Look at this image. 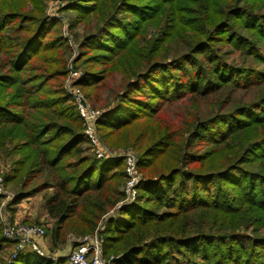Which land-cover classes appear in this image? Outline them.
<instances>
[{
    "label": "trees",
    "instance_id": "trees-1",
    "mask_svg": "<svg viewBox=\"0 0 264 264\" xmlns=\"http://www.w3.org/2000/svg\"><path fill=\"white\" fill-rule=\"evenodd\" d=\"M263 6L264 0L69 3L75 12L70 30L94 24L78 44L76 84L105 110L97 121L100 137L138 149L144 173L135 201L106 221L102 254L112 256V264H264V136L232 144L264 124V97L250 104L235 100L238 91L264 83V70L229 63L222 51L229 46L264 57L244 34L264 41ZM57 27L43 16L42 1L0 0V158L11 160L3 181L26 187L39 179L25 196L51 189L43 200L53 222L45 232L52 249L64 244L74 219L91 233L123 200L125 180L122 160L85 154L82 120L62 88L71 71L65 60L70 47ZM114 73L121 84L110 105L99 90ZM185 101H208L211 111L177 130L164 113ZM197 141L208 148L191 151ZM252 154L262 156L263 166L245 168ZM10 246L0 236V253ZM66 263L30 250L0 259Z\"/></svg>",
    "mask_w": 264,
    "mask_h": 264
},
{
    "label": "rangeland",
    "instance_id": "rangeland-1",
    "mask_svg": "<svg viewBox=\"0 0 264 264\" xmlns=\"http://www.w3.org/2000/svg\"><path fill=\"white\" fill-rule=\"evenodd\" d=\"M38 3L42 1V9H43V16H45L48 20L54 21L58 23V27L56 29V32L58 33V36H61L65 40V42L70 47V53L65 56L67 68L71 71L74 69V67L77 66V72L82 71L81 66L78 64H75L76 60L79 58V49L78 44L80 40L82 39V36L85 35L88 31L94 30V24L91 23V26L89 28H86L83 24H80L76 29L70 30L69 25L72 22V19L75 16V12L69 7L70 2H74L75 0H69L67 2H63L61 0H37ZM26 7L28 10L32 8L30 5V2H26ZM261 13H264V6L260 9ZM244 34L247 38V41L250 45L260 48V52L264 54V41L258 35H250L249 33L244 31ZM255 50V49H254ZM222 51L226 52L227 59L229 63H233L238 66H244V67H250L256 70H264V57L263 58H257L252 54L248 55H241L238 51H234L232 47L226 46L222 47ZM250 53V52H249ZM68 79L67 77L62 80V88L66 89V82ZM121 84V77L118 73H114L111 78H109L107 84L105 87L101 89L100 97L104 102L106 101L108 104H112L113 92H119V86ZM51 85L46 84V88L50 89ZM81 89V88H80ZM82 90V89H81ZM66 91V90H65ZM84 93V91H82ZM239 93L236 94L237 101L243 102V103H251L256 101L259 98L264 97V83L261 85H257L256 87L252 88L251 90H244V91H238ZM234 95V94H233ZM89 106L95 110L105 111L103 108H100L99 106H95V102L88 99ZM73 105V102H72ZM231 105H229L230 107ZM227 107V108H229ZM210 104L208 101L199 102L196 105L189 104L187 101L185 102H178L170 106L166 112L164 113V116L166 117L168 122H172L175 126V129L184 128L186 124H193L195 123V118L198 116L199 118H202L206 116L208 113H210ZM83 128V125H82ZM98 133V131H97ZM98 136L100 140L104 143V145L111 150L112 152H115L121 156L125 154H131L134 156V158L137 161V171L138 176L140 177V180L143 179V171L140 170L138 167L139 162V150L132 147V146H123L115 147L111 146L104 142V140L100 137V134L98 133ZM264 136V124L258 123V125L251 126V129H248V131H245L244 133H241L236 137L237 139L232 142V144L240 145L244 143L246 144H252L253 142H259ZM197 141V143L192 147L191 151H197L200 152L201 150H206L207 145ZM145 146L148 145V142L143 143ZM83 148H85V154L86 156L94 157L93 151L91 146L87 143L84 144ZM218 155H215V159H218L219 161L222 160V158H217ZM232 157V155H230ZM262 157L261 155H254L252 154L250 156V162L247 164H244L245 168L253 169L256 168L255 165L263 166L258 158ZM16 158V157H15ZM95 158V157H94ZM120 160H122L123 165L124 161L121 157ZM11 163V160L0 158V177L3 180L4 173L7 171L9 164ZM167 161H163L162 166L165 167L167 165ZM248 169V170H249ZM125 172V171H124ZM126 182V175L123 185L119 188L120 190H123V186ZM39 183L38 180L32 181L28 186L23 187L20 183H10L5 184L3 181V188L0 192V236L3 237V230L8 225H15V224H22V225H37L40 226L44 233L52 227V220H50L45 212L44 208V196L51 193V189L42 191L39 193H34L30 195H22L24 193H28L29 189L33 188L35 185ZM22 197L20 199H17L18 197ZM137 196V195H136ZM136 199V198H135ZM116 209H112L108 211L106 214L102 215L98 221L96 222V225L93 229V231L90 232H82L83 231V225L79 220L74 219L70 222L68 226V231L65 234V241L64 244L57 248V250L63 251L60 260L66 261V256L68 252L70 251L72 246H75V240H84V239H92L95 236L103 237V230L106 225V221L110 216H114ZM78 230V233H83L81 235H75ZM82 230V231H81ZM245 232V231H244ZM248 235L251 234V231L246 232ZM50 238L48 236L43 237L42 240ZM9 242V241H8ZM47 244L46 249L44 251L49 254V256L53 257L51 260H58L54 259L56 258L54 253L56 251H52L53 249L50 247L49 242L51 241H45ZM11 246L7 249H5L3 252L0 253V259L4 261H8V259H13L16 257L18 252L24 251V250H30L29 248H22L17 250L16 246L13 245L10 242ZM51 248V249H50ZM16 252L15 256H12L13 252ZM105 257V256H104ZM106 258H109L107 256ZM67 264V263H66Z\"/></svg>",
    "mask_w": 264,
    "mask_h": 264
},
{
    "label": "built area",
    "instance_id": "built-area-1",
    "mask_svg": "<svg viewBox=\"0 0 264 264\" xmlns=\"http://www.w3.org/2000/svg\"><path fill=\"white\" fill-rule=\"evenodd\" d=\"M67 2L69 0H61ZM71 1V0H70ZM81 78V73L70 71L66 82V92L71 96L73 105L82 120L83 134L87 143L91 146L94 157L97 160H116L123 158L126 182L123 186L124 198L116 205V210L122 206L131 204L137 195L136 186L140 181L137 171V161L131 154L123 156L109 150L100 140L97 133V121L102 111L95 110L89 106L88 99L76 84ZM3 188V180L0 177V192ZM114 211V213L116 212ZM44 230L37 225H8L3 230V238L13 245L16 249L29 248L38 256L48 258L49 256L41 247L39 240L43 239ZM66 256L67 264H112L113 257L106 258L102 254V237L95 236L92 239L75 240ZM14 251L12 256H15ZM56 259V258H54Z\"/></svg>",
    "mask_w": 264,
    "mask_h": 264
},
{
    "label": "crops",
    "instance_id": "crops-1",
    "mask_svg": "<svg viewBox=\"0 0 264 264\" xmlns=\"http://www.w3.org/2000/svg\"><path fill=\"white\" fill-rule=\"evenodd\" d=\"M50 241L48 238H46V239H44V240H39V242H40V245H41V247L42 248H44V249H46V245L48 244H45L46 242L45 241ZM49 244H50V247H51V242H49ZM52 248V247H51ZM50 248V249H51ZM56 251V253H54V255H55V257H56V259H60L61 258V255H62V253H64V250L63 251H60V250H57V249H53L52 251Z\"/></svg>",
    "mask_w": 264,
    "mask_h": 264
}]
</instances>
